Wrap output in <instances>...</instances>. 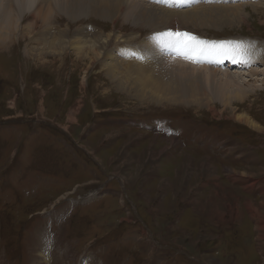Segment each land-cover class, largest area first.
Masks as SVG:
<instances>
[{
  "label": "rangeland",
  "instance_id": "374dc122",
  "mask_svg": "<svg viewBox=\"0 0 264 264\" xmlns=\"http://www.w3.org/2000/svg\"><path fill=\"white\" fill-rule=\"evenodd\" d=\"M35 1L25 13L0 17L5 31L13 24L0 40V264H264V72L245 78L244 88L255 92L232 99L243 89L223 72L212 86L206 72L173 66L167 56L151 62L161 49L132 9L95 0L99 13L89 0ZM230 2L245 6L246 22L225 12L217 25L209 18L186 31L202 43L217 40L218 50L228 39L264 44L262 3ZM63 29L64 41H52ZM106 34L114 37L99 53L69 47L76 37ZM116 64L122 74L155 70L154 95L165 100L130 90L138 74L116 85L105 71ZM179 93L183 102L167 100ZM160 116L180 124L173 136ZM199 128L220 139L226 158L207 151Z\"/></svg>",
  "mask_w": 264,
  "mask_h": 264
},
{
  "label": "bare ground",
  "instance_id": "6f19581e",
  "mask_svg": "<svg viewBox=\"0 0 264 264\" xmlns=\"http://www.w3.org/2000/svg\"><path fill=\"white\" fill-rule=\"evenodd\" d=\"M39 1L47 2L46 5H48V6L52 4L51 0H39ZM71 1L72 0H64L63 2L64 3H66V2L71 3ZM81 1H79V2L82 3ZM89 1H91V3H92L93 12L97 11L100 13V7L96 4H94L95 0H89ZM99 1L101 3H103L104 5H107V6L116 5L117 10H120V12L123 9H125V7L127 9H130V10L132 9V12L130 11L131 13H129V14H133V15L141 18V19L147 20V22L144 21L145 24L143 22L142 23H143V25H148L150 27V29H152L151 34L154 36L152 38V40H148V42L151 43L152 46L157 45L161 49V51L159 50L160 52H158V55H157L158 57H155L154 60L152 59L151 62L159 63V61L161 60L160 56H163V57L167 56V60H169L173 66H180L183 68H188L190 70H194L195 72H199V73L201 72V74L203 72H206L204 74V76L206 75L207 76L206 79H209V80L204 79L205 80L204 82L209 81L211 84L213 83V80H214L212 78L213 75L216 72H223V74H224L223 77H225V80L228 82V84H231V83L234 84V82H235V83L239 84L240 87L243 89V91H239L238 90L239 87L238 88L236 87L237 90H235V91L233 90L234 95H233L232 99H235V98L240 99V97H243V95L251 94L252 92L256 91L257 87L255 89H254V87H252V88L248 87V89H245L243 83H245V81H246L245 78L255 77V76L259 75L261 72H264V71H262V70H264L263 69L264 68V44L263 43L253 42V41H249L247 39H243L241 42L236 43V42H234L233 39H228L227 42L223 41L226 47L224 46L223 42L221 41L223 44L222 46H224L225 48L223 47L224 49L218 50L217 49V44H218L217 40H214L210 43H202V42H200L199 39L198 40L193 39V37L186 31L187 26L190 24H194V25L199 24V26L207 25V23L209 22V18L213 19L210 22L212 25H217V24L221 23L219 21L222 19L221 14H225V12H229V13L232 12L235 15L236 19L237 18L240 19L239 22H246V18L244 17V11L242 10L243 7H245V6L239 5V2H238V5H235V4H227V3H231L230 2L231 0H213V2H212V0H210L211 2L208 3V5H200V4L206 3L205 2L206 0H204V1H202V0H185L184 5L177 6L175 4L174 0H171V5H165V3H163L164 5L147 3V5L145 6L146 8H144L142 5L143 3H141V5L135 6V4L133 3L134 0L133 1L132 0H114V3H111L109 0H99ZM138 1H140V0H138ZM141 1H143V0H141ZM221 1H223V2L226 1V2H225V4H221L220 3ZM249 1H251L252 4L250 6H252V7H256V6H258V4L262 3V2L256 3L253 0H249ZM28 2H31V0L30 1L29 0H0V12H3L0 15V17L6 16L5 14L7 12H12L13 15H14L13 11L20 12V13L21 12H23V13L27 12V10L29 9L28 4H27ZM146 2H148V1H146ZM15 3L17 4L16 6H15ZM5 5H8V7H6ZM261 5L264 6L263 3ZM71 6L73 7L74 5H71ZM184 7H186V8H184ZM65 8H68V7H65ZM40 12H44L42 10L41 4L39 6V11L37 10V13H39L40 18L41 17L44 18V16L40 15ZM70 13H72V12H70ZM102 16L103 15H101V17ZM11 17H13V16H11ZM16 18H17V16H16ZM233 19L230 21H233ZM1 20H2V18H1ZM14 20H16V19H14ZM136 21H137V19H136ZM230 21H228V22H230ZM160 25L163 27V29H162V31L159 32ZM5 26H3V27H5ZM12 26H13V24H12V22H10V29L8 31H5L4 28L0 25V40L1 41H5L6 36H3V35H6L9 32H11L13 29ZM215 27H217V26H215ZM172 30L174 33L171 34L170 32ZM65 32H66L65 29H63V31L60 33V37H58V38L54 34H51L52 41L58 40L59 42H63L64 39H61V36L63 34H65ZM164 32L167 34L163 35ZM1 34H2V36H1ZM137 34H135V35H137ZM135 35H132V36L135 37ZM42 36L43 35L38 36L36 38V40L39 41L40 37H42ZM110 37H114V36L113 35L111 36L110 34H108V35L106 34L105 38L103 36H99L98 38H92L89 42L87 40H85L83 37H81L80 39H79V37H76V38H74L73 44H71V41H68V44L70 43L71 46H69V47H71L72 49H75L81 55H84V53H86V54L88 53L87 45H89L91 47V52L95 51V52L99 53L100 48L101 49L105 48L104 43L106 42L107 39L109 41ZM133 37H132V39H133ZM188 37H189V39H188ZM118 40H120V39H118ZM51 44H52V46H55V47H62L58 44L57 41L52 42ZM132 45H134V44H132ZM163 46H164V50H166L165 52L162 49ZM262 46H263V48H262ZM139 48H137V49L135 48V50H138ZM152 48H154V47H152ZM193 48L206 49L208 51V54L200 56L199 59L192 58L195 55V53H192V51H191ZM128 49H131V48H128ZM232 50L234 51V53H232ZM241 51L244 52V55L240 54ZM137 53H138V51H137ZM184 53H191V54L185 55ZM152 57H153V53H152ZM144 58H147V57L144 56ZM114 59H115V56H114ZM128 60H130V59H128ZM148 60H149V58H148ZM164 61H166V60H164ZM257 64L258 65L260 64L262 66H258L255 68L254 65L257 66ZM147 65L148 64H146V66ZM226 66L230 67V69L221 70V68H224ZM252 66H253V68H252ZM118 67H120V66H118L117 64L113 65V66L108 65V66H106V70H105L106 75L110 76L112 79H115L116 85H120L121 87L125 86V83L131 79L132 74H138L139 77L137 78V80H138L139 84L130 83V90L132 89V87L136 88L138 90L137 93L142 95L144 98H147L146 96H147V93L149 92L152 94V96L150 94H148L150 96V97H148V99L151 98L152 100H154L156 102H161V101L165 100L163 97H158V96L154 95V90H155L154 85L158 84V81L154 78V75H153L155 70H152L151 74H146L143 70H141L143 72H140V70H139L140 73L131 72L132 74L130 75L127 73L122 74L121 72H118ZM231 67H238V68L243 67L244 69H243V71H241L240 69H238V70L235 69L233 71V68H231ZM247 67H250L252 69L250 71V73L248 71L245 72V69H247ZM132 68H134V66ZM124 69L125 68H122L123 71H124ZM127 69H128V67H127ZM159 70L162 71V68ZM231 70L233 72H231ZM85 73H87V72H85ZM202 77H203V74H202ZM233 84H231L232 87H233ZM247 85L250 86L251 84H249V82H248ZM212 86H213V84H212ZM234 86H235V84H234ZM203 89L207 90V87H204ZM244 90H246V91H244ZM173 91H176V90L173 89ZM196 93L197 92L195 91L194 95ZM211 94H212V92H211ZM221 95H223V94H221ZM229 95L226 96L227 99H224V98L221 99L222 101H224L223 103L225 105L230 103L229 101L231 100V98H229ZM204 96L206 97V101L210 100V98H211V96L207 95L206 93H204ZM175 97L176 98L172 97V98L167 99V100L172 101V102H183L184 101V99L182 98L180 93L178 95H176ZM193 101L197 102L198 104L201 105V102L198 99H193ZM187 102L189 103V100ZM203 103H204V101H203ZM238 119L243 121L246 124H249V125H252V123H253L251 118H248L245 116L239 115ZM162 139L166 142L169 141L170 143H173V144L175 141L172 138H171L172 140H165L164 138H162Z\"/></svg>",
  "mask_w": 264,
  "mask_h": 264
},
{
  "label": "snow or ice",
  "instance_id": "6c2138e0",
  "mask_svg": "<svg viewBox=\"0 0 264 264\" xmlns=\"http://www.w3.org/2000/svg\"><path fill=\"white\" fill-rule=\"evenodd\" d=\"M158 2L170 3V0H158ZM193 39H195V38H193ZM191 51H192V53H195V55L192 58H196V59H199L200 56L208 54V51L206 49H203V48H199V49L193 48ZM184 54L185 55H190L191 53H184ZM240 54L244 55V52L241 51Z\"/></svg>",
  "mask_w": 264,
  "mask_h": 264
}]
</instances>
